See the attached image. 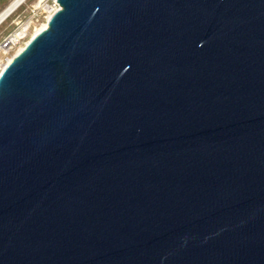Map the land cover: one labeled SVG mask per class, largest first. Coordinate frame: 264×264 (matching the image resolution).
Returning a JSON list of instances; mask_svg holds the SVG:
<instances>
[{"label": "water", "instance_id": "1", "mask_svg": "<svg viewBox=\"0 0 264 264\" xmlns=\"http://www.w3.org/2000/svg\"><path fill=\"white\" fill-rule=\"evenodd\" d=\"M56 2L0 71V264H264V0Z\"/></svg>", "mask_w": 264, "mask_h": 264}, {"label": "rangeland", "instance_id": "2", "mask_svg": "<svg viewBox=\"0 0 264 264\" xmlns=\"http://www.w3.org/2000/svg\"><path fill=\"white\" fill-rule=\"evenodd\" d=\"M12 0H0V12ZM53 0H24L17 6L1 23H0V44L3 39L15 31H25L27 28V36L21 39L15 46H13L8 53L2 52L0 49V71L18 50L23 47L25 43L31 38L35 30L41 24L46 22V9L52 4ZM22 36V35H21Z\"/></svg>", "mask_w": 264, "mask_h": 264}, {"label": "built area", "instance_id": "3", "mask_svg": "<svg viewBox=\"0 0 264 264\" xmlns=\"http://www.w3.org/2000/svg\"><path fill=\"white\" fill-rule=\"evenodd\" d=\"M59 7L58 3L56 2V0H53L52 4L45 10L46 11V16L45 19L48 17ZM28 28V27H27ZM27 28L24 31V33L22 34V36H20L18 39H14V35L16 33V31H19L20 29H16L15 31H13L12 33H10L9 35H7L2 43L0 44V49L2 52L8 53L9 50L15 46L21 39H23L24 37L27 36Z\"/></svg>", "mask_w": 264, "mask_h": 264}, {"label": "bare ground", "instance_id": "4", "mask_svg": "<svg viewBox=\"0 0 264 264\" xmlns=\"http://www.w3.org/2000/svg\"><path fill=\"white\" fill-rule=\"evenodd\" d=\"M21 0H12L1 12H0V23L17 7L18 3ZM9 13V14H8ZM6 16V17H5ZM5 17V18H4ZM47 24V19L46 22H44L43 24L40 25V27H38L35 30V33L38 32L39 30L43 29ZM26 30V29H25ZM33 33V34H35ZM23 34V31L20 32H16L14 35V39H18L21 35ZM22 48V47H21ZM19 47V50L21 49ZM12 58V57H11ZM11 58L8 59L7 63L11 60Z\"/></svg>", "mask_w": 264, "mask_h": 264}]
</instances>
